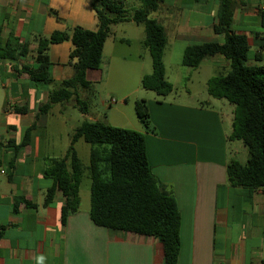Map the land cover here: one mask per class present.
<instances>
[{
  "label": "crops",
  "instance_id": "crops-1",
  "mask_svg": "<svg viewBox=\"0 0 264 264\" xmlns=\"http://www.w3.org/2000/svg\"><path fill=\"white\" fill-rule=\"evenodd\" d=\"M93 2L0 0L1 43L5 45L14 35L19 41L16 55H24L14 61L0 60V172L4 171L0 173V264H163L164 247L158 240L98 227L90 218V206L80 205L65 226L60 222L65 203L61 192L51 205L44 206L53 185L44 176L47 161L65 157L76 128L85 120L101 122L102 111L106 124L146 137L151 170L173 194L181 215L177 264H264V188L251 194L233 188L227 180V165L235 160L231 150L235 142L227 140L233 118L228 129L220 104L228 103L209 95L203 104L168 100L141 87L146 75L128 91L102 89L112 66V58H105L108 46L119 57L111 76L119 84L127 83L129 77L139 78L137 69L144 66L143 51L133 53L132 42L115 35L118 26L135 25L133 22L113 26L100 72L88 73L101 93L111 100L118 97L119 102L101 100L97 102L98 111L88 108L86 114L72 102L55 105L48 114L39 113L49 102L50 92L74 75L69 64L72 43L50 46L51 84L32 82L24 69L37 67L41 38L56 32L70 33L78 26L96 31ZM218 7L219 0L164 1L157 12L166 34L170 32L164 64L167 56H175L184 67L188 46L224 43V37L214 33ZM263 7L264 0H235L232 30L248 38L249 66H264ZM141 48H145L144 39ZM204 67L219 75L228 71L229 63L216 56L205 59L194 70ZM87 92L79 91L80 97L87 99ZM142 100L149 109V130L131 115V108L135 110V103ZM16 108H25L26 112L19 113ZM72 119L74 128L69 127ZM31 129L29 144L24 146ZM84 143L75 144L78 155ZM20 199L22 202L16 204Z\"/></svg>",
  "mask_w": 264,
  "mask_h": 264
},
{
  "label": "trees",
  "instance_id": "trees-1",
  "mask_svg": "<svg viewBox=\"0 0 264 264\" xmlns=\"http://www.w3.org/2000/svg\"><path fill=\"white\" fill-rule=\"evenodd\" d=\"M134 1L139 7L134 8L133 15L128 17L127 0H94L96 31L78 26L70 33L56 32L49 38L40 39L36 51L37 67L24 69L32 82L42 85L53 82L48 56L52 45L66 41L72 43L69 64L74 68L73 77L50 92L49 102L40 108V114H48L55 105L69 102L82 114L87 113L88 107L79 91L89 90L95 84L88 78V73L100 72L104 47L112 35L113 26L124 22L144 27V47L151 56L153 70L143 77L141 87L160 97L175 91L165 74L166 30L152 18L165 0ZM234 11L235 0H219L214 33L223 36L224 43L190 45L184 51L182 64L198 69L205 59L216 56L229 63L226 73L208 81L207 92L212 99L225 101L233 107L232 132L227 140L241 142L248 152L245 163L236 160L228 163V183L253 194L264 188V66L248 65L249 41L245 35L232 30ZM260 15L264 25V11L260 10ZM18 42L14 35L5 45L0 40V60L14 61L24 56L16 55ZM27 53L26 48L25 55ZM16 111L21 113L26 109L16 108ZM135 112L149 130L151 123L146 101H137ZM32 131H28L24 146L29 144ZM79 141L90 146L88 166L83 165L75 148ZM44 176L53 182L46 193L44 206L51 205L58 192L65 198L60 210L62 226L79 212L80 188L83 179L87 178L90 180L89 214L96 226L153 237L164 247L163 264H177L181 247V215L173 194L151 170L143 133L85 120L74 131L65 157L47 161ZM20 202L21 199L16 204Z\"/></svg>",
  "mask_w": 264,
  "mask_h": 264
},
{
  "label": "rangeland",
  "instance_id": "rangeland-1",
  "mask_svg": "<svg viewBox=\"0 0 264 264\" xmlns=\"http://www.w3.org/2000/svg\"><path fill=\"white\" fill-rule=\"evenodd\" d=\"M129 7H128V16L133 15V8L139 7V3L135 2L134 0H127ZM133 4V5H132ZM160 14L156 13L152 15V18L156 19L158 22L161 23L160 20ZM162 24V23H161ZM115 35L117 38H123L126 40H130L132 42V52L135 53L139 51V53L142 52L143 58H144V66H140L137 70L139 72V78L137 79H131V77L128 78L127 83L119 84L116 79H114L112 75V69L115 70V67L119 64L118 60L119 57H116L114 52L111 51L110 46H108L107 51L105 53V58H112V66L111 70L109 72V76L104 84L105 90L113 91V92H123L128 91L130 88L137 87L140 84V76L143 75H149L152 73L153 66H152V59L149 54V52L145 48H141V41L144 39L145 31L143 26H136V25H127L122 24L118 26L115 30ZM169 36L170 32L167 31V38H168V44H169ZM168 44L166 46V50L168 48ZM143 49V50H142ZM141 64V61H140ZM119 74V72H118ZM165 74L166 79L168 82H170L175 91L170 96L165 97L168 100L176 99V101H182L189 104H203L207 98H208V92H207V83L209 78L216 76V73H212L211 69H208L204 67L202 70H194L192 68L182 67L179 63V59L173 56L171 59L166 58L165 60ZM142 81V80H141ZM100 86L94 84L91 86V88L88 90V98L82 99L83 102L87 105V107L91 111H98L99 108L97 107V102H100L101 100H111L109 97H107L106 94H103L100 92ZM101 89V90H102ZM191 94L189 96L187 93ZM143 93V92H142ZM101 97V99H100ZM117 99V100H116ZM115 104L119 102V98L116 97L113 99ZM215 103V102H214ZM219 103V102H218ZM226 106H222L220 104V107L222 109V113L224 116V120L226 122L227 128L229 129L230 121L233 118L232 114V108L229 107L228 104H225ZM78 114V113H77ZM131 115L135 121H137L136 112L134 109L131 108ZM105 114L101 113V123H107L104 119ZM138 123L142 125L144 128V124L138 119ZM76 122L74 119H72V122L69 124V127H75ZM74 134V133H73ZM89 149L90 146L86 143L83 144V148L79 150V156L84 166H88L89 164ZM232 154L236 161L239 162H246L248 159V152L247 149L243 146L241 142H235L232 147ZM90 180L87 178H84L81 184L80 188V199H81V206L83 208H87L90 206Z\"/></svg>",
  "mask_w": 264,
  "mask_h": 264
},
{
  "label": "built area",
  "instance_id": "built-area-1",
  "mask_svg": "<svg viewBox=\"0 0 264 264\" xmlns=\"http://www.w3.org/2000/svg\"><path fill=\"white\" fill-rule=\"evenodd\" d=\"M262 11H264V7H263ZM111 103H115V101L114 100H111ZM0 173L1 174H4V171H1Z\"/></svg>",
  "mask_w": 264,
  "mask_h": 264
}]
</instances>
